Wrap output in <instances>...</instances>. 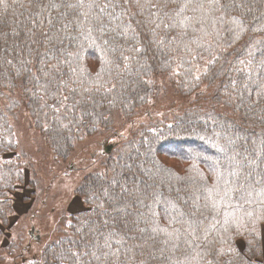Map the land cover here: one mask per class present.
<instances>
[{
    "label": "trees",
    "instance_id": "16d2710c",
    "mask_svg": "<svg viewBox=\"0 0 264 264\" xmlns=\"http://www.w3.org/2000/svg\"><path fill=\"white\" fill-rule=\"evenodd\" d=\"M97 2L103 7L107 0ZM237 2L230 15L242 21V30L222 23L225 9L207 2L203 8L189 5L178 17L179 5L171 0L167 4L165 0H112L115 7L106 9L111 17L98 8L90 11V16L100 15L108 31L103 39L93 32L95 45L91 40L83 42L79 57L70 55L77 47L69 43L71 37L63 45L67 52H57L47 43L32 44L27 30L32 28L39 38L40 31L51 27L47 23L51 17L53 32L66 25L61 34L75 35L89 21L80 26L70 14L61 19L62 9H50L39 16L43 24L33 25L29 20L37 19L39 9L32 0H7L6 9L0 5V222L12 214V194L24 181L8 121L16 108H26L55 159L64 161L85 136L114 135L122 120L129 125L128 135L104 155L102 170L89 171L77 185L75 194L84 209L70 214L64 231L37 255L18 264H264V220L255 224L252 233L254 225L245 216L264 208L258 204L241 208L242 201L235 197L219 202L215 209L203 207L208 203L203 199L206 189H213L212 198L219 200L225 189L251 191L252 184L258 191L264 185V0ZM183 16L191 19L181 24ZM223 20L229 21V15ZM90 23L99 27L95 20ZM163 76L183 97L205 95L199 102L206 104L149 117L132 129L134 118L160 90L158 78ZM85 97L91 98L88 104L78 103ZM113 179L140 190L145 204L157 214L160 228L179 231L180 239L174 241L177 249L163 243L164 233L153 246L152 240L144 243L138 236L133 240L120 227L111 226L110 217L98 207L103 197L98 201L91 193L101 184L107 188V181ZM256 191L253 198L259 199ZM197 196L200 211L192 217L197 231L189 235V217L181 214L192 206L190 198ZM136 207L145 211L144 205ZM173 216L183 223L173 221ZM105 251L116 255L104 257Z\"/></svg>",
    "mask_w": 264,
    "mask_h": 264
},
{
    "label": "rangeland",
    "instance_id": "374dc122",
    "mask_svg": "<svg viewBox=\"0 0 264 264\" xmlns=\"http://www.w3.org/2000/svg\"><path fill=\"white\" fill-rule=\"evenodd\" d=\"M160 90L150 103L135 117L134 129L149 117L170 116L178 110L199 102L205 95L183 97L176 92L166 76L159 77ZM208 90L210 88H207ZM205 91V89H202ZM207 91V90H206ZM19 92H15L18 97ZM15 141V151L20 156L24 181L12 194L13 211L7 220L0 222V264H18L20 260L37 255L42 247L57 238L70 223V214L84 209L75 189L91 170L101 171L104 155H108L121 137L129 133V125L122 120L113 134H92L77 141L70 157L55 159L53 151L37 129L26 108L19 106L9 117ZM109 136V137H108ZM109 147V150H105ZM189 150L185 147L184 151ZM32 230L35 238L30 234ZM37 238V239H36ZM264 249V231H262Z\"/></svg>",
    "mask_w": 264,
    "mask_h": 264
},
{
    "label": "snow or ice",
    "instance_id": "6c2138e0",
    "mask_svg": "<svg viewBox=\"0 0 264 264\" xmlns=\"http://www.w3.org/2000/svg\"><path fill=\"white\" fill-rule=\"evenodd\" d=\"M169 0H165V4H167ZM171 2L178 3L179 10L176 12V15L178 17L182 16V13L185 8H187L189 5H196L200 8L204 7V3L207 2L208 4L214 6V7H222L225 9V12L221 14V22L222 23H231L232 25L243 29V23L242 21L237 17H232L230 15L231 8L234 6H239L237 0H228L227 3L221 4V0H171ZM32 3L36 8L39 9L38 12H36L37 19H31L29 22L33 25L37 24H43L45 21L40 20L39 16L40 14L45 10L50 9H57L61 10L59 11V16L61 19L66 18L69 14L72 15L78 22L80 26H83L85 21H89V26L87 28L81 27V30L76 32L75 35L72 33H67V36L62 35L61 31L63 28H66V25H62L61 29H57L55 32H53V28H55V24L53 22V19L51 17L47 18V23L51 26L47 32L40 31L39 32V38H37V32L34 31L32 28H29L28 31V39L31 41L32 44L36 43H47L52 48H54L57 52H67V49L63 47L65 40L68 37H71L69 40L70 44L76 45V51L73 53H70V55H75L79 57L80 51L83 48V42H87L89 40L92 41V45H95V38L93 37V32L100 33V39H103L104 35L108 31L104 24L103 20L100 17L99 14H95L90 16L89 13L92 9H99V13H104L106 15H109L111 17V13H107L106 9L109 7H115V5L112 3V0H107V3L101 7L97 0H58V2H55V0H48V3H44V0H32ZM0 5H3L6 9L8 7L7 0H0ZM155 7L156 5H152ZM251 9H249L250 11ZM229 15V21H224L223 16ZM83 17V19H81ZM190 17L183 16L180 20L181 24H184L185 21L190 20ZM95 20L99 27H92L90 21ZM175 24H173V27ZM117 27H120V25H117ZM228 31H233L232 27L227 28ZM112 32H116V28H112ZM117 35H124L123 32L116 33ZM186 35V33H184ZM18 38H19V34ZM81 37L83 38V41H81ZM108 40H104L105 44H108ZM47 51V49H46ZM104 63H107L105 61ZM241 63H244L241 61ZM251 63V61H249ZM119 65H117L118 67ZM75 71V69H73ZM242 73V75H249L244 73V69H238ZM235 83V82H233ZM114 87V86H113ZM86 92H91V89H85ZM96 91H100L99 88L96 89ZM105 91H111V89H106ZM67 99V97H65ZM90 97H85L82 101H79L78 103L82 104H88L90 101ZM228 143H232L229 141ZM264 143V141H262ZM220 151H225L224 148H221ZM237 163H241L240 161H237ZM249 164H255V160L248 161ZM130 167V166H129ZM235 175H239V173H234ZM249 176H251V173H248ZM108 187L105 188L103 184H101L98 191H94L91 193L92 198L95 200H101L103 197V202L98 205L100 209H102V214L105 216L110 217L111 219V226L112 227H120L126 236L129 238L135 240L137 239V236L140 240H143L144 243H147L148 240L153 241V246L156 244V238L160 233L165 234V239L163 240L164 244L171 243V247L173 249H177L178 245L174 242L178 239H180V233L178 230L173 229L171 232H168L166 229H162L159 227V225L156 223V213L148 207L144 199L141 195H139V189H136L135 187L133 189H129L127 183L121 184L119 180H109L107 181ZM226 183H228L226 181ZM250 187L252 188L251 191L249 190H242L241 188H232V189H225L222 192V195H219V200L212 198L213 189H206L208 195L204 196L203 199L205 201H208V203H205L203 205L204 208L211 207L212 209H215L217 204L219 202H225L231 201L234 197L237 200L242 201V203L239 205V207H243L244 204H258L261 208H264V185H262L258 191L255 189V185L250 184ZM253 191H256V196L259 199L253 198ZM85 195H89V193H85ZM144 195H147L145 193ZM201 199V197L197 196L194 198H190V204L191 207L187 208V211L185 213H182L181 216H188L189 222H188V229L190 231L188 232L189 235H195L196 234V227L193 225L195 224V221L192 220V217H195L197 213L200 211V205H198V201ZM106 205V206H105ZM137 205H144L145 211L141 212ZM175 207V205H173ZM202 215V213H200ZM245 216L248 217L251 220V223L254 225L251 228V232H256L255 224L258 223L261 220H264V212H245ZM173 221L176 223H183L180 219H177V217L173 216L171 217ZM141 222L144 223V227H141ZM105 225L109 224L108 220H105L103 222ZM187 231V229H186ZM146 233H151V235L145 236ZM111 235V233H110ZM251 244L252 242L249 241ZM136 247H141L140 244H136ZM105 247L110 248L111 245L105 240ZM132 249L129 248V252ZM232 249L229 248V251ZM161 254H163V250H161ZM92 255L96 259H100V257L96 256L95 253H92ZM102 255L104 257H110L113 255H116L115 252L109 253V252H103ZM151 255V253L149 254ZM127 259V257H126ZM134 259V257H133Z\"/></svg>",
    "mask_w": 264,
    "mask_h": 264
},
{
    "label": "water",
    "instance_id": "95a60500",
    "mask_svg": "<svg viewBox=\"0 0 264 264\" xmlns=\"http://www.w3.org/2000/svg\"><path fill=\"white\" fill-rule=\"evenodd\" d=\"M105 150H109V147H106ZM30 234L35 238V236L33 235L32 230L30 231ZM37 239V238H36Z\"/></svg>",
    "mask_w": 264,
    "mask_h": 264
}]
</instances>
